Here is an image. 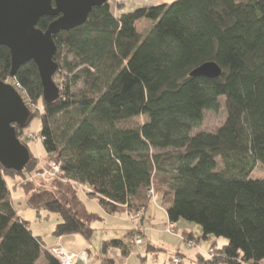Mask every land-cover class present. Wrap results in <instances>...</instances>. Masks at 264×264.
<instances>
[{
    "label": "trees",
    "instance_id": "trees-1",
    "mask_svg": "<svg viewBox=\"0 0 264 264\" xmlns=\"http://www.w3.org/2000/svg\"><path fill=\"white\" fill-rule=\"evenodd\" d=\"M53 20L42 17L36 27L45 31ZM53 41L59 96L51 103L34 62L11 79L9 50L0 46V82L15 80L41 106L29 110L24 128L13 125L29 151L24 170L0 164V264H60L18 215L7 185L37 167L26 134L34 117L45 157L61 173L48 187L26 180L21 189L37 216L60 218L54 237H93L100 216L82 193L114 214L146 209L152 191L168 222L195 223L201 239L226 240L195 264H257L264 257V175L253 174L264 169V0H173L118 17L107 0ZM208 62L219 78L189 76ZM221 108L220 127L193 133L205 112ZM109 247L129 254L121 240L102 243Z\"/></svg>",
    "mask_w": 264,
    "mask_h": 264
},
{
    "label": "water",
    "instance_id": "water-1",
    "mask_svg": "<svg viewBox=\"0 0 264 264\" xmlns=\"http://www.w3.org/2000/svg\"><path fill=\"white\" fill-rule=\"evenodd\" d=\"M106 1L0 0V46L9 50V77L14 78L20 66L32 61L40 77L43 100L47 103L57 100L53 37L82 25L90 11ZM42 17L54 18L45 31L36 27ZM189 76L217 79L221 69L208 62L192 70ZM30 115L16 90L0 82V164L7 170L21 172L28 163L29 151L16 137L13 125L24 128Z\"/></svg>",
    "mask_w": 264,
    "mask_h": 264
},
{
    "label": "rangeland",
    "instance_id": "rangeland-1",
    "mask_svg": "<svg viewBox=\"0 0 264 264\" xmlns=\"http://www.w3.org/2000/svg\"><path fill=\"white\" fill-rule=\"evenodd\" d=\"M109 2L112 0H108ZM158 4H170L173 0H156ZM12 79V78H11ZM12 82V80H11ZM10 82V83H11ZM9 84V83H8ZM30 102V106H29V110L34 111H40L41 110V106L40 105H36L35 103H33L31 100ZM225 117H226V113L224 111L223 108H221L219 110L218 113H212V112H205L204 113V119L203 122L201 124V126L196 129L195 131H193V133L199 132V131H205V132H214L218 127H220L224 121H225ZM33 134L34 136H38L40 133V119L39 117H34L31 121L29 126L26 128V134ZM29 134V135H31ZM27 146L30 150V152L34 155V157H36L38 159V164L37 167L35 168L34 171H32L31 173H29L28 180L26 178L27 181H32L33 183L36 184H40L43 185L45 187H48L53 180H51L49 177L45 176V174H39V172L41 170H43L44 172H46L49 169V165L52 163L50 161H48L45 157V151L44 148L42 146L41 140L40 139H33V138H27ZM254 176H262L264 175V169H262L260 166H257L256 169L254 170ZM23 177H16L13 179H7V185L10 188L11 191L14 190L13 195H15L17 192H21L20 191V187L22 185V183H24L26 181ZM80 190H82V188H79ZM82 198L83 201H85V195L82 193ZM159 202L158 197L155 194H152V197L148 203V207H147V213L144 218V222L146 220L149 221V232H146L144 234V237H141V232H131V240H127V237L124 236V241H125V245L127 246V248L129 249V252L131 254H133L134 259L130 262L131 264L134 263V260H138V262L140 261L137 258V251L136 248H140L141 246H136L138 244H134L133 243V238L134 236H138L140 237L141 242L143 243V247H145L147 249L148 247V242H149V250L147 251V254L149 255V258L152 256H157L158 257H169L170 253L174 250H176V246L179 245V251H182L183 253H185L186 255L192 257V259H196V255L200 254L205 258H209L208 256H206L205 251L209 249L210 246H212V244L214 243L213 240H215L216 238L214 237H209L207 240L201 239V227L199 225H196L195 223H187L184 221H179L177 226V232L179 234H181V232L183 230H187L185 227L187 226V228L189 229V231H193V236L195 238H200L198 243H196V247L193 248H188L185 244V242H179L175 237H171L174 236L170 233L167 232L166 230V226L168 221L166 222V215L164 210H162L161 208H159V204H157V202ZM14 205L18 211V215L21 216L25 221L28 222L29 224V228L34 232L37 233L43 237V239L45 240L46 243H48V246L51 245H56V240L54 241V237L52 235V228L55 226V218H57L58 220H60V218L56 215H51L50 218L48 219H44L43 218V212L40 213L39 215V219H37L36 217V213L31 210L28 209L26 207V205H24V198H21L17 201L14 202ZM146 211V209H145ZM126 212V211H125ZM127 218L131 223V225H133V227L131 226V228H134V226H138V221L139 219L136 220H130L127 216L125 217ZM145 225V224H144ZM141 226V224H140ZM142 229V227H140ZM181 238H184L181 236ZM185 239V238H184ZM96 240V242H95ZM97 240H99V237L97 239L96 236H93L91 238V242L92 243H97ZM218 240H224L222 238H218ZM54 243H50L53 242ZM148 241V242H147ZM226 243V240H224ZM99 242V241H98ZM99 245V244H98ZM220 242H217L216 246L220 247ZM151 246H154V249H151ZM101 250L104 251V249L102 248V243L100 246ZM134 247V249H133ZM156 247L159 248V252H155L157 249ZM142 248V247H141ZM66 249V248H65ZM110 249H114L117 252L121 253V250L119 248L116 247H109L107 250ZM199 249H202V252L199 253ZM67 250V249H66ZM69 251V250H68ZM142 252H144V250H140ZM105 252V251H104ZM169 255V256H168ZM124 256V255H123ZM151 259V258H150ZM149 259V263L151 262V260ZM84 261V260H83ZM171 262V260H170ZM171 264V263H170Z\"/></svg>",
    "mask_w": 264,
    "mask_h": 264
},
{
    "label": "crops",
    "instance_id": "crops-1",
    "mask_svg": "<svg viewBox=\"0 0 264 264\" xmlns=\"http://www.w3.org/2000/svg\"><path fill=\"white\" fill-rule=\"evenodd\" d=\"M109 7L111 12L115 15V16H120L122 14H126L129 12H132L136 9L139 8H143V7H150L153 5H157V1L156 0H112V1H108ZM20 191L21 192H17L15 195H13L14 190L11 191V204L12 206L15 208V210L17 211L14 202L24 198V205H25V194L23 192V190L20 187ZM85 205L86 208L93 213H96L100 216V220H97L96 222L91 224V228L94 230L93 236H96L97 239L99 237V240H97V243H92L91 239L90 240H86L84 237H82L79 234H73V235H67V236H63V237H58V238H54V241L56 240V244L61 245L62 247L66 248L67 250L74 252V253H84V257L85 260H81L79 262H77V264H131L130 262L134 259L133 254H131L129 252V254L127 256H123L122 254H120L119 252H117L114 249H110V250H106L105 252L102 251L100 248L101 243H103L104 241H111V240H121L125 243L124 241V236L127 237V240H131V232L133 231V228H131V226L133 227V225H131L130 221L125 218L126 217V212L125 209L122 212L119 213H114V214H108L106 213L98 204V201L96 198H90L88 196L85 195ZM157 204H159V208H161L162 210H164V208L162 207L161 203L156 201ZM148 207V206H147ZM165 212V210H164ZM18 213V211H17ZM147 213V208L145 213L142 215V217L139 219L138 221V225L142 227L141 229V237H144V234L146 232H149V221L144 222V218ZM166 215V212H165ZM51 215H49L47 218L46 214L43 213V218L44 219H48L50 218ZM21 217V216H20ZM37 219H39V216H37ZM22 218V217H21ZM55 225L57 223L60 222V220H58L57 218H55ZM168 221L167 219V215H166V222ZM145 224V225H144ZM178 223L175 224V227L177 228ZM30 227V226H29ZM187 230H183L181 232V234H179L177 232L176 229V233L177 236H171V237H175L179 242H183V239L180 238V236H184L183 233L184 232H191L193 234V231H189V229L187 228V226L185 227ZM53 230V228H52ZM132 230V231H131ZM33 232V231H32ZM34 235L39 236L44 243L46 244V246H48V243L45 242V240L43 239V237L37 233H34ZM50 242L51 244L54 243ZM99 241V242H98ZM96 242V240H95ZM148 242V241H147ZM213 242H215L217 244V242H220V246L225 244L224 240H218L215 239L213 240ZM99 244V245H98ZM52 246V245H51ZM136 246H141L140 248H136L137 251V258L140 260L138 262V260H134V263L132 264H152V263H156V264H170V257L175 256L176 254L178 255H182L183 256V260L182 263L183 264H195L194 263V259H192V257L186 255L185 253H183L182 251H179V245L176 246V250L172 251L168 256L169 257H158V255L156 256H152L149 258V255L147 254V251L149 250V242H148V247L147 249L145 247H143V243L141 242L140 244L136 245ZM211 247V246H210ZM209 247V248H210ZM154 246H151V249H154ZM134 249V247H133ZM144 250V252L140 251V250ZM156 251L155 252H159V248L156 247ZM202 252V249H199V253ZM149 259L151 260V262L149 263Z\"/></svg>",
    "mask_w": 264,
    "mask_h": 264
},
{
    "label": "built area",
    "instance_id": "built-area-1",
    "mask_svg": "<svg viewBox=\"0 0 264 264\" xmlns=\"http://www.w3.org/2000/svg\"><path fill=\"white\" fill-rule=\"evenodd\" d=\"M9 84L19 94V96L21 97L25 106L29 107L30 106V102H29L30 99H29L28 95L26 94L25 90L15 80H12V82ZM28 138L29 139L30 138L39 139L36 136H33L32 134L28 135ZM60 173H61L60 166H59V164H55V163H51L49 165V169L46 172H44L43 170H41L39 172V174H45V176L49 177L51 180L58 177L60 175ZM27 180H28V177H27ZM148 194L152 197V191H150ZM125 211H126V216L130 220L140 219L142 217V215L145 213V209H142L139 211H136V210L129 211V210L125 209ZM166 230L168 233H170L174 236H177L175 224L168 222L167 226H166ZM133 231L134 232H141L140 226L139 227L134 226ZM180 238H181V236H180ZM181 239H183V241L185 242V244L188 248L196 247V244L194 242H192L190 240L187 241L184 238H181ZM132 241L134 244H140L141 243L139 235L134 236ZM46 251L49 252V254L52 255L60 264H77V262H79L81 260H85V257H84L85 254L84 253H74V252L68 251L59 244L47 246ZM205 254L209 258L212 257V255L214 254V249L209 248L208 250L205 251ZM170 263L171 264H179L180 259L176 256H173ZM257 264H264V257Z\"/></svg>",
    "mask_w": 264,
    "mask_h": 264
}]
</instances>
